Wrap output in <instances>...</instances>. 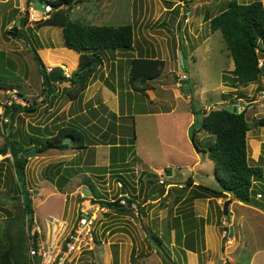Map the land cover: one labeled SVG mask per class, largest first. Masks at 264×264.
Here are the masks:
<instances>
[{
    "label": "rangeland",
    "instance_id": "374dc122",
    "mask_svg": "<svg viewBox=\"0 0 264 264\" xmlns=\"http://www.w3.org/2000/svg\"><path fill=\"white\" fill-rule=\"evenodd\" d=\"M228 2L77 0L67 12L72 19L86 24L132 25L133 47L118 49L124 70L134 57L163 60L159 77L136 83L140 90L130 84L129 77H120V117H113L115 113L103 103L105 98L109 103L105 96L109 93L104 94L106 83H99L100 67L99 81L93 80L77 98L71 99V84L63 81L55 82L47 97L32 46L64 48L62 28L28 22L34 26H25L23 37H18L11 28L4 29L6 19L14 17L17 9L1 12L0 50L7 52L0 53V78L11 85L0 88V147L7 141L5 104L12 102L36 108L16 116L13 140L20 145H29L31 138L51 136L66 125L87 136L83 149H50L27 157V188L34 217L45 232L50 228L45 225L49 215L72 221L81 206L100 207L95 210L96 242L67 264H264V174L255 181V193L260 194L254 196L261 207L240 202L230 193L213 196L198 185L219 187L215 164L194 148L190 133L193 125L198 140L207 146L206 140L212 138L199 129L204 113L240 99L237 103L245 107L251 127L247 131L249 163L264 170V126L257 124L264 117V74L233 89L234 60L221 32L210 29L209 17L226 9ZM104 52L103 57L115 51ZM62 64L64 70L69 69L68 63ZM47 67L54 68L50 62ZM186 87L192 89L190 94ZM115 119L120 124L111 127ZM8 157H12L10 152L0 154V224L10 241L17 243L28 222ZM190 178L192 184H188ZM85 187L93 194L85 195ZM124 196L141 206L133 203L130 210L119 211L100 203H126ZM227 200L229 212L225 215ZM152 234L161 240L159 246L153 244Z\"/></svg>",
    "mask_w": 264,
    "mask_h": 264
},
{
    "label": "trees",
    "instance_id": "16d2710c",
    "mask_svg": "<svg viewBox=\"0 0 264 264\" xmlns=\"http://www.w3.org/2000/svg\"><path fill=\"white\" fill-rule=\"evenodd\" d=\"M35 1L28 0V4ZM45 2L52 5L53 11L49 18L37 21V26L61 27L64 46L80 53L79 67L70 76L63 75V82H70L72 87L68 93L71 99H75L87 89L96 75L104 60L101 52L133 47V27L131 24L118 26L86 24L72 19L67 12L74 7L77 0L76 2L75 0H46ZM209 22L212 32H221L234 60L235 67L231 71L232 82L230 84L232 88L236 90L239 83L257 80L260 75L264 74V62L261 64V53H264V2L262 0L250 3L230 0L226 9L214 17H209ZM27 23V16L22 17L18 37H23L22 31ZM32 50L43 78V90L48 97L55 87L54 83L50 81L49 72L40 54L36 48L32 47ZM0 53L4 54L5 52L0 51ZM162 66L163 60L159 58L134 57L131 61L129 81L136 89L140 90L136 83H148L159 77ZM10 85L0 78V88L7 89ZM227 95L229 94H224V97ZM35 110V105L31 104L16 102H12L10 105L5 104V113L9 117L7 141L0 147V154L6 155L9 152L12 154V157H8V159H12L22 198L23 212L29 218L30 225L34 218V206L31 192L27 188L26 169L29 159L24 156V151L34 146L39 152L50 149L67 150L70 147L77 149L87 147L86 134L71 125L60 127L56 133L46 138H31L29 145L18 144L21 142L13 140L16 116L23 111L30 113ZM257 124L264 126V117L259 118ZM191 127L193 146L197 151L206 153L213 160L215 176L219 183L218 188L206 185L198 186L209 191L213 196L230 193L232 198L240 202L261 207L262 204L254 196V194H260L259 192L255 193V181L263 177L264 170L261 166H253L249 163L247 131L251 127L246 117V110L239 113L229 107H223L206 111L199 129L209 133L210 136H208L212 138V141L206 140L208 141L207 146L203 145L205 144L203 140H198L194 126ZM133 132V136L136 137L135 130ZM66 137L72 139L69 144L65 142ZM130 149L131 153L135 154L132 146ZM115 152L116 150L113 151V153ZM192 182L193 178H190L188 184H192ZM123 185L125 186V184ZM124 199L126 203H121L120 200L112 202L102 200L100 203L119 211L130 210V202L137 203L130 196H124ZM137 204L141 206L139 202ZM26 232L22 229L19 242H11V238H8L9 236L0 224V264H34L29 256V247L26 246L27 242L29 244ZM25 237H27V242ZM152 238L159 246L161 243L159 237L152 234Z\"/></svg>",
    "mask_w": 264,
    "mask_h": 264
},
{
    "label": "built area",
    "instance_id": "2783aa9c",
    "mask_svg": "<svg viewBox=\"0 0 264 264\" xmlns=\"http://www.w3.org/2000/svg\"><path fill=\"white\" fill-rule=\"evenodd\" d=\"M43 6L44 10L39 9L33 2L29 7L21 8L19 14L22 17L27 16L30 22L44 20L51 16L53 7L48 2H44ZM46 68L49 73L53 70L52 67L46 66ZM63 75L70 76L71 74L68 70H64ZM262 97L264 98V91ZM228 107L239 113L245 110V107L238 103H230ZM99 209V206L95 208L83 205L72 221L49 215L45 225L47 229L52 228L51 231L49 228L47 232L43 230L35 217L31 225L27 217L29 256L34 264H67L72 262L76 255L92 248L91 246L96 242L95 230L98 222L95 210ZM56 226L57 228H55Z\"/></svg>",
    "mask_w": 264,
    "mask_h": 264
},
{
    "label": "crops",
    "instance_id": "0c3cea01",
    "mask_svg": "<svg viewBox=\"0 0 264 264\" xmlns=\"http://www.w3.org/2000/svg\"><path fill=\"white\" fill-rule=\"evenodd\" d=\"M27 5H28V0H0V16H2L1 12L3 11L4 8H6V10H9V11L11 9H15V8L17 9V13H16V15L14 17H12L11 19L10 18L6 19V25H5L4 29H6V28L10 29L11 28V30H13V28H12L13 26L12 25H14V23L17 25V21L20 18L22 19V16L19 14L20 9L23 8V7H26ZM3 22H4V18L2 17L1 25L3 24ZM28 22H30V21H28ZM33 24L34 23H27L25 26H29L30 25L31 27H33L34 26ZM50 27H52V26H50ZM20 28H21V24H20L19 29ZM18 32H19V30H18ZM34 48H36V50L38 51V53L42 57V59H43V61H44L46 66L50 62L51 65L54 66V67L55 66L63 67L62 63L66 62L69 65V69L68 70H70L71 73L79 67L80 53L77 52L76 50H73V49L68 48V47L53 48L52 46H44V45H36V47H34ZM0 51L7 52V51H4V50H0ZM56 52H60V55H55L54 53H56ZM120 57L121 56L119 55V50H117L115 52H110L107 56H104L103 57L104 60L99 66L101 68V70H100L101 71L100 80L101 79L102 80L99 81V77H97L98 71H97L96 75L92 79V81L97 79L99 81V83H102V84H103V82L106 83V85H104V94H105L106 91L109 93L108 95H105L109 99L108 100L109 103L106 102L107 101L106 98L103 101V103L107 104L109 106V108L111 109V111L115 113V114H113V117H116V115H117V117H120V115H121L119 113V111H120V106H119L120 105L119 79H120L121 76L129 77V72H130V68H131V66L129 65V66H127V70L126 69L124 70V66L119 62V58ZM126 72H127V74H126ZM109 77H113V78L117 79V81H115V80L111 81V79ZM128 81H129V78H128ZM115 83L118 86H116ZM93 84H96V82H94ZM88 87H90V86H88ZM88 87H87V89H88ZM186 89L187 90L189 89V91H187L188 94H190L192 92V89H190L189 87H186ZM133 90L134 89L132 88L131 91H133ZM188 96H190V95H188ZM110 100H111V102H110ZM239 101H241V100L239 99ZM239 101H234V102L237 103ZM192 114H193V112H192ZM192 122H193V120H191L188 123L187 126L190 127ZM112 124L114 126L112 125L111 127H115L116 125L118 126L120 124V122L118 121V119H115V121H113ZM110 145H112V144H110ZM198 158H201L199 156V154H198ZM231 229L233 230L232 227H231Z\"/></svg>",
    "mask_w": 264,
    "mask_h": 264
},
{
    "label": "water",
    "instance_id": "95a60500",
    "mask_svg": "<svg viewBox=\"0 0 264 264\" xmlns=\"http://www.w3.org/2000/svg\"><path fill=\"white\" fill-rule=\"evenodd\" d=\"M43 5H44V1H42V0L35 1V6L37 8L44 10V6ZM21 21H22L21 18L17 21V26L14 27L13 30L11 31L12 34H14V35L17 34L19 25L21 24ZM179 28H181V25H179ZM180 49H182V50L184 49V51H185L184 45H181ZM63 74H64L63 68L61 66H55L53 68V70L49 73L50 81L53 82V83L63 81V78H64L63 77ZM70 141H71V138L70 137H66L65 138V142L66 143H68ZM38 152L39 151H38L37 147H32V148H29V149H27V150L24 151V156L25 157H28V156H31V155L36 154ZM171 174L172 173L169 170L168 171V175H171ZM83 192H84L85 195H92L93 194L92 189L89 188V187H85ZM122 192L123 193H126V189L125 188H122ZM229 202H230V200H227L225 202V206H224V214L225 215H227L228 212H229L228 211V204H229ZM132 204L133 203L130 202L129 203V206H131ZM230 235H232V229L230 230ZM152 242L155 243L153 239H152Z\"/></svg>",
    "mask_w": 264,
    "mask_h": 264
}]
</instances>
